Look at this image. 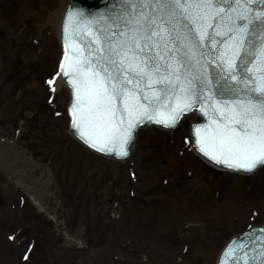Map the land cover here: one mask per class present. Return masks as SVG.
Masks as SVG:
<instances>
[{
  "label": "rangeland",
  "instance_id": "1",
  "mask_svg": "<svg viewBox=\"0 0 264 264\" xmlns=\"http://www.w3.org/2000/svg\"><path fill=\"white\" fill-rule=\"evenodd\" d=\"M64 1L0 0V138L11 139L17 128L22 137L15 146L0 145V264H23L20 253L36 237L32 261L24 264H140L144 255L146 264H214L228 237L264 225V169L238 198L230 177L182 146L187 120L171 133L141 131L124 163L76 143L65 114L54 118L45 103ZM66 99L64 90L57 93L63 112ZM18 160L32 162L21 172ZM37 169L44 183L34 182ZM20 195L27 198L23 208ZM115 240L131 248L114 247ZM114 254L124 262L112 261Z\"/></svg>",
  "mask_w": 264,
  "mask_h": 264
},
{
  "label": "snow or ice",
  "instance_id": "2",
  "mask_svg": "<svg viewBox=\"0 0 264 264\" xmlns=\"http://www.w3.org/2000/svg\"><path fill=\"white\" fill-rule=\"evenodd\" d=\"M222 2L201 0L193 4L192 0H117L118 7L108 12L92 16L82 10L66 13L73 23L65 26L61 22V38L71 28L73 32L79 30L87 41L81 43L78 37H72L80 44V59L71 81L76 88L77 99H80V86L88 85L89 98L97 114H110L113 118L124 111H128L131 118L136 112V108L128 105V95H136L128 85L135 83L136 89L143 93L140 99L147 101V105L138 106L143 112L135 117V124L130 120L127 128H123V120L118 123L112 120L117 125L113 135L121 136L122 150L118 156L129 155L140 125L151 121L167 129H175L185 111L193 106L211 107L205 101L215 98L225 105L228 101L239 104L234 116L221 113L224 130L217 133L214 151H209L203 141H200L199 151L217 164L241 174L251 175L264 165V0H231L229 3V10L241 9L232 21L235 27L229 28L235 56L229 57L221 52L213 57L220 60V64L215 65L213 78L210 72L205 75L204 69L212 68V60H204L207 53L201 49L209 47L211 51L210 45L221 43L207 31L213 27L212 23L205 26V21L226 11L221 7ZM89 36L93 38L89 40ZM205 40L207 45L202 43ZM193 62L199 66L200 72L189 78L187 69L193 66ZM134 67L135 75H129ZM63 68L62 63V71ZM169 68L173 70L169 71ZM63 75L68 73L63 72ZM181 80L182 84L172 86L174 81ZM146 81L148 90L143 87ZM165 81H168L167 85ZM62 83L60 79L48 80L53 92L58 91ZM152 84L161 87L153 90ZM176 88L184 94V103L171 107L167 100L171 98L169 93L175 92ZM181 98L176 97L178 101ZM160 108L167 111V118L156 117L155 113ZM230 123L239 125V130L230 127ZM73 127H80L75 119ZM201 131V128H196L197 134ZM188 139L185 138V143ZM86 142L97 151L104 150L91 141ZM196 143L193 141V150Z\"/></svg>",
  "mask_w": 264,
  "mask_h": 264
},
{
  "label": "water",
  "instance_id": "3",
  "mask_svg": "<svg viewBox=\"0 0 264 264\" xmlns=\"http://www.w3.org/2000/svg\"><path fill=\"white\" fill-rule=\"evenodd\" d=\"M201 0H192L193 4L199 3ZM231 0H223L221 3V7H223L226 11L221 12L220 14L225 15L226 18H235L236 13L229 11V3ZM114 7H118L117 0H102V1H96V2H88L87 0H71L69 2L68 10L69 11H76V10H82L85 12L86 15L92 16L94 14L100 13V12H108L109 10L113 9ZM195 11V9H193ZM241 11V9H240ZM216 16L213 19H207L205 21V26L207 23H212L213 27L208 28L207 31L214 37L215 40L220 41L219 44L210 45L211 51H209V47H204L201 49V51L207 53L205 57H203L204 60H212V68H205L204 72L205 75L211 73V76L214 78L216 75L215 71V65L220 64L219 59H212L213 57L218 56L219 53H225L226 56L234 57L235 51L233 49V42L229 39L230 32V24L226 25L223 16ZM228 19V18H227ZM231 23L233 20L228 19ZM73 21L69 20L67 16L65 17L64 24L65 26L71 25ZM114 27V26H113ZM235 25L232 24L231 28H234ZM217 33H222V35H217ZM76 36L79 38L81 43H87L85 38L80 35L79 30L73 32L71 28L67 31V37H68V46H69V53L65 60V71L68 73L67 78L71 82L74 79L73 71L75 67L77 66V60L80 59V53L79 48L80 44L77 43L76 40H74L72 37ZM93 37L89 36L88 39H92ZM197 40L199 37H196ZM203 44L207 45L208 41L205 40L202 42ZM187 75L189 78H191L194 74H199L200 68L198 65L193 62V66L189 69H187ZM181 71H184L183 68H181ZM136 69L135 67L132 69L131 72L128 74L135 73ZM183 80L179 82H173V87L176 86V84H182ZM72 84V83H71ZM168 84V81H165V85ZM73 85V84H72ZM144 87L145 90H148V84H145ZM144 86V85H143ZM161 87V85L158 84H152V89H158ZM74 88V86H73ZM129 89H132L136 92V95H132L131 93L127 97L128 105L130 108H136V112L133 114V116L130 118L128 111H124L122 115H117L116 117H111L110 114H97L95 105L93 104L92 100H90V88L88 85H81L80 86V99H77V91L76 88H74V98L75 102L77 104L76 107V121L80 124L79 128H76V130L81 134V131L84 133V138L95 143L99 147L103 149H112V152L115 154L119 153L121 148V136L116 135L114 136L113 133L116 131V124L112 123V120L115 119L117 123L120 120H123V128H127L130 120L133 124L136 123L135 117L137 115H140L143 112V109H140L139 105H147V101L140 99V97L143 95V93L139 92L138 89H136L135 86L128 85ZM179 91L178 88H176V92ZM182 92H170L169 96L170 99L167 100V103L171 107H176L178 104V101L176 97ZM151 91H149V95L151 97ZM208 95H212V93H208ZM177 101V102H176ZM183 104L184 101H181ZM206 104L210 103L211 107H206L210 112H214L216 116L219 118V125L217 126V129L215 126L213 128H210L208 131L203 132L201 131L198 134V138L200 141L204 142V146L209 151H214V140L217 136L218 132H223V122L221 121V113H224L225 116H234L236 109L238 107L239 102L233 103L232 101H228L227 105H225L222 101L213 98L211 101H205ZM120 107H123L122 105H119ZM167 112L166 110H159L156 112V117L165 119L167 118V115L162 117L163 112ZM168 114V113H166ZM189 117V116H188ZM192 117V115H190ZM200 118L196 120V122H199ZM230 127L239 130V125L231 124ZM199 141V143H200ZM201 146V143H200ZM235 174V173H230ZM251 177V176H250ZM250 177H243V176H231L230 177V188L233 190V192L236 194V196L239 198L246 182ZM243 231V230H242ZM222 260L221 264H264V230L261 229H255L253 231H250L248 234L239 237L236 239L225 251V253L222 254Z\"/></svg>",
  "mask_w": 264,
  "mask_h": 264
},
{
  "label": "bare ground",
  "instance_id": "4",
  "mask_svg": "<svg viewBox=\"0 0 264 264\" xmlns=\"http://www.w3.org/2000/svg\"><path fill=\"white\" fill-rule=\"evenodd\" d=\"M62 12H63V7H62V9H61V11H60V13H59V15H58V20H56V28L58 27L59 28V22H60V17H61V15H62ZM60 89V88H59ZM188 118V117H187ZM189 118H190V116H189ZM177 146H179L178 144H177ZM182 146H184V144H182ZM227 176H230V172L229 173H226V172H224ZM263 176V175H262Z\"/></svg>",
  "mask_w": 264,
  "mask_h": 264
}]
</instances>
